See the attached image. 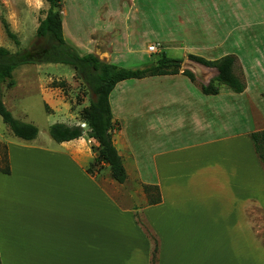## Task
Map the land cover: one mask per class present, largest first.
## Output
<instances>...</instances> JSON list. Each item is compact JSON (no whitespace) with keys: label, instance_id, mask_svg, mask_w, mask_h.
<instances>
[{"label":"crops","instance_id":"1","mask_svg":"<svg viewBox=\"0 0 264 264\" xmlns=\"http://www.w3.org/2000/svg\"><path fill=\"white\" fill-rule=\"evenodd\" d=\"M120 1L136 11L137 0ZM151 1L156 10L158 0ZM165 1L181 4L166 13L164 33L134 18L135 33L153 34L148 44L162 42L171 58L178 51L182 59L235 55L234 71L246 90L204 93L218 71L200 63L187 69L199 68L205 80L213 70L208 82L184 70L119 82L110 103L118 122L114 143L128 173L123 184L111 172L88 171L96 140L86 135L61 142L60 150L0 140L11 168L0 171L1 264H152L154 247L136 222L139 210L159 236L156 264H264V168L249 136L264 129V37L213 21L207 6L214 0ZM103 8L110 11L104 22L115 21L108 1ZM126 27L130 39L132 24ZM64 28L63 19L65 35ZM116 31L99 33L105 42L92 38L84 48L76 37L65 38L83 54L118 66L139 60L130 41L123 53ZM44 99L50 103L45 93ZM145 184L159 186L160 203H148Z\"/></svg>","mask_w":264,"mask_h":264},{"label":"rangeland","instance_id":"2","mask_svg":"<svg viewBox=\"0 0 264 264\" xmlns=\"http://www.w3.org/2000/svg\"><path fill=\"white\" fill-rule=\"evenodd\" d=\"M104 1H108V6L114 10L115 21L109 20L106 23L104 22L108 17L107 13L110 12L106 8H103ZM202 1L203 3L204 1L205 3L208 2L207 0ZM214 2L215 5L211 4L207 6L208 14L213 21L229 22L233 26L236 24L237 28L243 31L244 34L264 37V0H214ZM122 3L120 1L119 4V0H78L77 2L63 0V19L66 38L70 41L69 37L71 35L76 37L80 41L82 48H84L92 43V38L98 39L100 37L99 33L119 28L120 31H116L115 35L119 33L117 40H120L123 47L122 50H125V52H122L127 53V50L130 48V41L132 43L131 46L137 51L134 56L139 58V60L130 59L128 62L121 64V67L136 69L142 68L144 63L151 65L164 52V44L162 42L157 43L160 44L157 53H147L145 50L147 49V45L149 48L150 45L154 44H148V42L153 41L155 38L153 34H149L148 32L146 38L142 39L141 36L139 37L135 32L137 30V33H139L137 26L140 23L133 22V20L134 18H139L140 22H144L142 23L143 25L148 27L150 23L152 29L160 27L164 33L166 18H169L166 13L171 14L172 12L179 11V9L170 8L181 3L174 2V5L171 7L170 3L167 4L165 0H158L156 10H153L152 1L150 3V0H137L138 6L136 11L128 8L127 3H123V14L121 13L122 9H119ZM48 9L49 4L46 0H0V46L16 52L31 48L36 44H42L43 40L37 38L36 33L41 20L46 17ZM128 9L130 14H128ZM186 11L187 13H196L191 8H187ZM197 12L199 11L197 10ZM128 19H131V21H127ZM6 23L16 34L20 42L19 44H16L8 36ZM128 23L132 24V28L130 27V31L132 32L130 36L132 37L130 39L127 37L128 27L126 26ZM222 28L223 26L221 27V31L223 30ZM106 38L107 36H102L99 39L104 41ZM79 52L83 54L81 51ZM171 55H176L179 58L182 56V52L178 51ZM140 58L145 62L141 61L142 59L140 60ZM184 61L185 63L181 68L184 71L191 69L189 68L191 67L190 65L194 64L195 66L197 64V62L191 60L189 57L184 59ZM207 73V80L201 79V81L208 82L210 78L214 77L215 73L213 70H208ZM14 80L15 85L12 87L7 86L6 83L0 85V89L3 92V100L17 119L36 125L39 128V134L34 139V142H25V140L13 134L0 115V140L3 143L8 144V141H10L12 144L17 145L31 144L47 147L51 150H60L61 145L52 139L49 127L55 123H64L69 126H82L83 123H86L83 118V111L90 105L91 100L95 96L72 65L64 63L24 64L14 71ZM44 93L50 98V103L44 99ZM84 128L88 129L87 125ZM86 139L88 140L89 138L86 137ZM96 142L92 143L93 152L94 148L98 146V142ZM5 151L4 145L0 144V168H5L7 165L4 160ZM18 153L15 152L17 158L22 159L23 157L19 156ZM102 173L105 175L110 174V169L106 167ZM129 173L130 178L131 175L134 177L131 170H129ZM143 215L142 210L136 211V222L148 239H151L154 247V241L144 227V225L149 227L150 225ZM150 230V233L158 239L159 253V236L154 234L155 232L151 227Z\"/></svg>","mask_w":264,"mask_h":264},{"label":"trees","instance_id":"3","mask_svg":"<svg viewBox=\"0 0 264 264\" xmlns=\"http://www.w3.org/2000/svg\"><path fill=\"white\" fill-rule=\"evenodd\" d=\"M62 1L46 0L49 4V9L46 17L41 20L36 33L37 38L42 39L44 43L42 42V44H36L31 48L16 52L0 46V85L6 83L9 87L14 86V71L24 64L64 63L72 65L95 96L91 100L90 105L83 111V118L88 129L81 125L69 126L64 123H55L49 127L50 136L59 143L79 139L85 135L95 139L98 142V146L94 148V160L88 171L92 174H97L105 166H108L111 177L118 183L123 184L128 179V173L123 158L114 143V130L118 126V122L114 121L111 109L110 95L112 91L121 81L177 74L185 61L181 58L168 57L162 52L161 56L153 64L143 68L130 69L101 60L92 53L81 54L65 38ZM6 31L16 44L20 43L8 23H6ZM189 58L218 71L214 79L203 85L204 93L218 94L222 86H226L236 93H242L246 90V81L241 76L236 75L234 71L237 61L235 55H227L217 60H208L194 55H189ZM194 68L196 69V74L190 70H185L184 74L192 80H195L196 76L200 79H205L204 73L198 68ZM0 115L17 137L27 141L38 137L39 128L36 125L17 119L11 110L8 109L3 100L1 89ZM249 136L264 168V129L253 131ZM7 155V151H5L4 160L7 165L5 168H0V171L9 174L11 168ZM144 191L150 205L158 204L162 201L159 186L145 184ZM144 227L154 241L152 264H156L158 261V239L150 233L149 226L144 225Z\"/></svg>","mask_w":264,"mask_h":264},{"label":"built area","instance_id":"4","mask_svg":"<svg viewBox=\"0 0 264 264\" xmlns=\"http://www.w3.org/2000/svg\"><path fill=\"white\" fill-rule=\"evenodd\" d=\"M160 44L154 43L149 46L148 51L151 54L157 53L159 51Z\"/></svg>","mask_w":264,"mask_h":264},{"label":"water","instance_id":"5","mask_svg":"<svg viewBox=\"0 0 264 264\" xmlns=\"http://www.w3.org/2000/svg\"><path fill=\"white\" fill-rule=\"evenodd\" d=\"M82 126L85 127L86 126V123H83Z\"/></svg>","mask_w":264,"mask_h":264}]
</instances>
